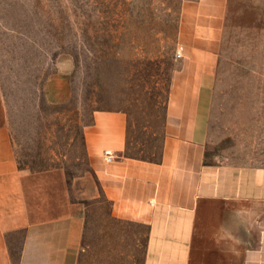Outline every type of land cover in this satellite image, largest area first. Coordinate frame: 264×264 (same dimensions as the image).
I'll use <instances>...</instances> for the list:
<instances>
[{
    "label": "rangeland",
    "instance_id": "rangeland-1",
    "mask_svg": "<svg viewBox=\"0 0 264 264\" xmlns=\"http://www.w3.org/2000/svg\"><path fill=\"white\" fill-rule=\"evenodd\" d=\"M186 1L0 0V154H13L28 193L75 206L79 264L140 263L139 229L112 216L84 131L95 111H124L129 153L158 157ZM207 161L264 166V0L227 14Z\"/></svg>",
    "mask_w": 264,
    "mask_h": 264
},
{
    "label": "crops",
    "instance_id": "crops-1",
    "mask_svg": "<svg viewBox=\"0 0 264 264\" xmlns=\"http://www.w3.org/2000/svg\"><path fill=\"white\" fill-rule=\"evenodd\" d=\"M235 1L183 5V51L158 157L129 153L124 111L97 110L84 131L91 174L112 216L139 229V264H264V166L207 161L219 52ZM6 146L0 130L1 151ZM26 180L13 154H0V264H79L87 249L75 206L28 193Z\"/></svg>",
    "mask_w": 264,
    "mask_h": 264
},
{
    "label": "built area",
    "instance_id": "built-area-1",
    "mask_svg": "<svg viewBox=\"0 0 264 264\" xmlns=\"http://www.w3.org/2000/svg\"><path fill=\"white\" fill-rule=\"evenodd\" d=\"M182 51H183V47L179 46L177 51H176V57L177 58H181L182 57ZM106 158L109 161L112 160L113 159V154L112 153H108Z\"/></svg>",
    "mask_w": 264,
    "mask_h": 264
}]
</instances>
